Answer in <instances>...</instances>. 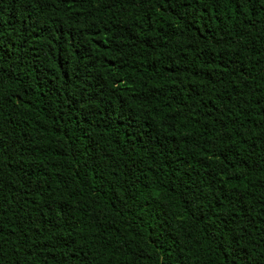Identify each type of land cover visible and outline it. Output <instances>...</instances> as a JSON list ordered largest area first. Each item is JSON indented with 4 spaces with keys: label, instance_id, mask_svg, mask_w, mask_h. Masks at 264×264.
Masks as SVG:
<instances>
[{
    "label": "trees",
    "instance_id": "obj_1",
    "mask_svg": "<svg viewBox=\"0 0 264 264\" xmlns=\"http://www.w3.org/2000/svg\"><path fill=\"white\" fill-rule=\"evenodd\" d=\"M0 264H264V0H0Z\"/></svg>",
    "mask_w": 264,
    "mask_h": 264
}]
</instances>
